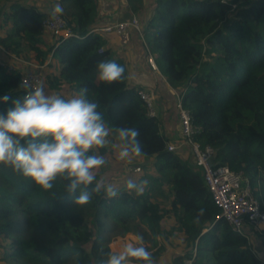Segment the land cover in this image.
I'll use <instances>...</instances> for the list:
<instances>
[{"label": "trees", "instance_id": "16d2710c", "mask_svg": "<svg viewBox=\"0 0 264 264\" xmlns=\"http://www.w3.org/2000/svg\"><path fill=\"white\" fill-rule=\"evenodd\" d=\"M132 2L128 0L136 13ZM57 3L65 26L78 37H56L44 30L42 21ZM99 13L98 0H55L51 8L44 0H0V60L12 63L10 55L23 59L28 50L30 61L43 65L44 72L53 62L55 70L44 73L40 86L65 98L87 88L88 98L99 104L113 129L114 143L115 128L138 129L143 154L131 160L153 158V176L135 178L133 169H124L127 180L151 184L142 195L127 191L126 183L115 185L114 198H106L102 188L88 204L76 205L61 182L44 191L0 165V264H99L108 253L104 235L124 237L138 228L136 223L148 231L146 248L152 251L153 264L173 236L174 224L187 250L171 264H182L194 250V264L264 262L251 242L260 239L264 247V230L236 233L220 217L201 171L179 152L167 151L170 138L162 132L160 119L147 115L140 88L128 84L126 61L114 52L106 34L90 32L100 26ZM142 34L158 76L179 90L181 106L202 128L196 140L213 149V164L242 172L253 196L264 204V0H153ZM104 60L123 67L122 80H97L96 65ZM18 83V73L0 66V97L22 98ZM10 106V101L0 103V113ZM113 149L109 145L99 154L115 161ZM96 180L101 181L100 169ZM155 184L165 188L166 207L149 193ZM167 216L173 219L169 228L163 225Z\"/></svg>", "mask_w": 264, "mask_h": 264}, {"label": "clouds", "instance_id": "9594fccd", "mask_svg": "<svg viewBox=\"0 0 264 264\" xmlns=\"http://www.w3.org/2000/svg\"><path fill=\"white\" fill-rule=\"evenodd\" d=\"M62 13L59 3L50 10L53 18ZM96 72L98 81L112 84L123 79L124 69L115 61L104 60L98 62ZM87 93V88H81L65 98L37 86L22 98L0 97V103L11 102L6 112L0 113V165L44 191L61 182L63 191L75 197L76 205L88 204L102 188L106 198L116 197L114 186L96 180V171L106 164L99 149L111 145L118 149V160L130 161L143 154L140 132L134 127H117L114 143L110 139L113 129ZM147 183L129 178L125 187L142 195ZM203 211L200 209L199 214ZM136 241L119 251H109L99 264H153L143 237L137 236Z\"/></svg>", "mask_w": 264, "mask_h": 264}, {"label": "built area", "instance_id": "2783aa9c", "mask_svg": "<svg viewBox=\"0 0 264 264\" xmlns=\"http://www.w3.org/2000/svg\"><path fill=\"white\" fill-rule=\"evenodd\" d=\"M227 2L228 0H219ZM42 26L45 31L54 36L78 37L73 31L65 26L61 15L53 18L51 15L44 18ZM135 32L140 39H143L142 26L136 16L128 19L116 20L100 25L90 32H102L108 36L121 37L128 32ZM147 65L151 72L159 75L158 66L150 53L147 44L145 45ZM103 49H99L102 52ZM12 63L0 60V66L8 71L19 74V87L24 95L31 88L41 85L40 70L43 65H37L31 62H25L20 58L10 55ZM47 61L46 64H48ZM160 77L164 79L163 76ZM166 81V80H165ZM166 84L167 81H166ZM138 96L142 100L149 117H157L155 107L156 96L153 91L140 88ZM176 108L178 118V133L169 137L166 149L169 152H176L179 148L185 146L188 149L191 164L199 169L202 174L203 182L207 191L212 197L216 207L220 209V217L225 219L232 229L241 235L246 234L249 229L255 231L264 230V204L257 200L252 194V187L248 178L242 172L231 170L228 166H215L212 162L213 149L209 145L202 146L196 140V137L202 131L200 126L194 125L188 110L181 106V96H176ZM140 167L133 168V171H139ZM263 225V226H262ZM195 250L189 259H184L182 264H194ZM260 264H264L261 261Z\"/></svg>", "mask_w": 264, "mask_h": 264}, {"label": "crops", "instance_id": "0c3cea01", "mask_svg": "<svg viewBox=\"0 0 264 264\" xmlns=\"http://www.w3.org/2000/svg\"><path fill=\"white\" fill-rule=\"evenodd\" d=\"M100 4V13L98 17L99 25L114 22L116 20L128 19L134 16L135 13L128 7V0H98ZM104 1V2H103ZM39 2V0H38ZM153 0L149 5L151 8ZM146 16L141 18L143 24ZM108 36V35H107ZM131 37L133 41H131ZM109 44L114 49V52L126 61L128 68V84L133 86L148 89L154 92L156 96L155 107L157 110V117L161 121L162 132L171 137L178 133V118L176 108V96L173 94L176 89L171 88L166 81L158 76L157 73L150 71L146 62V42L135 32H128L123 36L113 37L108 36ZM0 49H2L0 47ZM125 50L126 55L122 54ZM169 86V88H168ZM173 91L172 94L169 91ZM174 104V113H171L169 107ZM183 157H186L191 161L187 147L183 146L178 151ZM143 161V160H142ZM133 169V166L129 167V170Z\"/></svg>", "mask_w": 264, "mask_h": 264}, {"label": "rangeland", "instance_id": "374dc122", "mask_svg": "<svg viewBox=\"0 0 264 264\" xmlns=\"http://www.w3.org/2000/svg\"><path fill=\"white\" fill-rule=\"evenodd\" d=\"M23 1L26 2L27 4L31 3L32 1L38 2V0H23ZM44 1H45L46 7L48 8H51V6H53V4L55 3V0H44ZM104 1H107V0H104ZM134 1L135 0H133L132 5L135 6V8L137 9V12L134 14V16H136L139 19L140 24L142 26L143 24L141 23V18L146 16V13L148 14V10L150 9L149 3L151 0H140L141 2L140 1L134 2ZM128 7L131 8V5L129 4ZM118 39L119 37L117 38V40ZM131 41H133L132 37H131ZM122 54L126 55L125 50L123 51ZM32 57H33L32 53L28 50H25V57H23L22 60L25 62H28V61L31 62L30 60L32 59ZM146 62H147V59H146ZM49 63L51 64V61H49ZM53 64L54 63L52 62V64L48 67V69L45 70V72L43 71L44 66L38 68L40 70L41 78H43L44 73L47 74L48 72H53L55 70ZM129 85L131 84L129 83ZM169 92L172 94L173 91L171 90ZM173 94H175V96H177V94L179 95V90L177 89V92L175 91V93L173 92ZM169 108L170 109L168 110H170L171 113H174L175 105L172 104ZM175 110L177 111V108H175ZM113 150L115 151V153L116 152L118 153V149L114 148ZM105 160H106V164L100 168V179L101 181H105L107 184H111L112 186H115V185L122 186L126 183L127 172H125L126 170L124 168L126 167V169L129 170V167L131 165L134 167H137V166L140 167L139 171H133V175L135 178H139L141 176H149V175L153 176V173H154L151 168V164H153V161H154L153 158H149L143 161L138 160L135 162L133 160H130V161H121L118 159L115 161H111L109 159H105ZM147 163H149V165ZM141 164H144L147 167L144 168L141 166ZM147 181L148 183L146 186L148 187L151 184L150 182L151 180H147ZM149 193L152 196L154 201L159 202L161 205L165 207L167 206L169 197L165 193V188L159 189V186H156V189L150 190ZM171 224H173V219L167 216L165 220L163 221V225L166 228H169ZM136 225L138 226V228H135L134 226L131 233L127 234L124 237L114 238L108 234H105L104 236L108 237L107 239L108 241L105 244L107 247L106 251L116 252V251H119L121 247H123L124 245L135 244L137 243L136 241L137 236H142L143 246L145 247L148 246L149 244L148 231L146 230V228L139 225L138 223H136ZM175 227H177L176 224H174V227H173V231H172L173 236L165 243V248L162 254L160 255L158 262L156 264H171V261L175 255L184 254L186 252L187 248L184 242L182 241L181 235L179 234V232L175 231ZM251 240H252L251 242H253V248L255 249L256 253L258 254L260 253L264 255V247L262 246L261 240L260 239L257 240L255 238ZM135 264H139V262H135Z\"/></svg>", "mask_w": 264, "mask_h": 264}, {"label": "bare ground", "instance_id": "6f19581e", "mask_svg": "<svg viewBox=\"0 0 264 264\" xmlns=\"http://www.w3.org/2000/svg\"><path fill=\"white\" fill-rule=\"evenodd\" d=\"M263 226V225H262Z\"/></svg>", "mask_w": 264, "mask_h": 264}]
</instances>
